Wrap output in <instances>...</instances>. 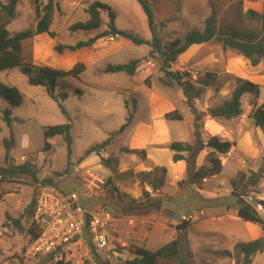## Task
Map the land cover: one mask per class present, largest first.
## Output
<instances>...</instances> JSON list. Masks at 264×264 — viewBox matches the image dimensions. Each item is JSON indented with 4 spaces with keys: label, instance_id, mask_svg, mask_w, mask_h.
I'll list each match as a JSON object with an SVG mask.
<instances>
[{
    "label": "rangeland",
    "instance_id": "obj_1",
    "mask_svg": "<svg viewBox=\"0 0 264 264\" xmlns=\"http://www.w3.org/2000/svg\"><path fill=\"white\" fill-rule=\"evenodd\" d=\"M147 1L164 45L193 30H203L213 10L218 29H232L241 34L259 30L260 23L249 12L261 14L264 8V0ZM6 2L0 0V4ZM95 2L106 3L113 9L118 29L148 41L152 39L146 15L137 0H62L55 8L51 26L58 37L52 40L48 35H40L24 41L22 56L25 64L62 71H69L78 63L85 64L87 69L80 79L57 80L55 95L60 97L65 92L68 98L58 104L44 86L31 85L20 68L0 73V83L18 88L24 96L23 104L12 108L13 122L9 126L3 114L9 104L0 95V166L7 154L4 141L13 134L10 164L27 165L38 179L37 184L31 177L0 183V264H98V259L102 264H125L134 258L136 248L155 251L174 239L179 240L181 255L189 264H235V246L262 236L261 226L256 224L258 229L255 224L244 222L238 216V208L240 198L246 196L264 202V175L255 183L251 174L260 172L264 159V129L256 127L252 118L264 103V59L252 66L249 60L216 41L192 46L172 64L170 71L184 74L185 80L202 91L194 100V114L181 87L162 84L160 56H150L148 46H137L124 38H102L92 48L65 51L62 55L55 51L58 44L75 45L107 30L109 18L103 13L98 31H69L72 25L88 20L86 9ZM42 3L45 5L47 0ZM36 23L33 1L19 0L17 16L8 30L14 35ZM136 59L141 63L134 76L104 72L110 64H127ZM74 61L77 62L73 64ZM207 74L213 80L204 87L201 82L207 80ZM238 79L258 85L259 98L245 95L242 114L235 119L216 116L213 111L231 98ZM175 107L186 120H165L166 113ZM130 113L134 114L130 126L146 124L160 131L163 123L168 122L169 129L157 140L155 134L147 132L132 135V130L128 131L130 126L120 133ZM195 122L203 143L213 136L233 143L228 154L218 155L223 164L221 174L199 185L191 183L186 161L181 167L169 169L173 155L169 145L175 141L194 144ZM64 124L72 125L73 154L69 166L67 147L61 137L49 140L52 148L44 152V129ZM24 135L29 137L27 148L20 146ZM110 136L111 143L105 150L85 158L90 148ZM123 148L131 153L122 152ZM209 154L210 150L205 149L194 157L196 168L210 165ZM102 158L117 159V171L104 167ZM165 167L167 173L160 170ZM48 179L62 191L78 192L84 206L112 213L115 219L111 228L112 247L93 250L86 233L52 256H26L32 242L33 208L28 207ZM161 179L163 185L154 191L151 183ZM145 192L150 198L144 196ZM184 221L190 226L180 230L178 226ZM189 253L192 258H188ZM160 264L170 262L162 260ZM252 264H264V253L257 254Z\"/></svg>",
    "mask_w": 264,
    "mask_h": 264
},
{
    "label": "trees",
    "instance_id": "obj_2",
    "mask_svg": "<svg viewBox=\"0 0 264 264\" xmlns=\"http://www.w3.org/2000/svg\"><path fill=\"white\" fill-rule=\"evenodd\" d=\"M35 6L37 23L31 29L22 31L20 33L12 35L8 30V26L17 16V7L19 0H7L6 3L0 4V73L10 71L16 68H20L21 72L29 78V83L34 86H44L49 96L55 100L58 104L68 98L67 93H62L60 97L55 95V88L58 79L74 78L80 79V76L86 71V66L83 63L76 64L69 71L57 70L44 66H34L25 64L23 61V42L32 39L42 34H47L52 40L58 37V34L51 31L53 14L55 8L62 0H47V3L43 5L42 0H32ZM142 7L149 26V30L152 34L150 41L134 35L133 33L122 31L116 26V13L106 3L95 2L91 4L86 12L88 14V20L85 23H77L70 27L69 31L75 33L78 31L91 32L98 31L103 24L102 14L107 13L109 23L107 30L103 33L97 34L95 37L85 41L78 42L75 45H63L58 44L55 47V51L62 55L65 51L77 52L84 48H92L96 42L102 38L119 39L124 38L130 40L137 46H148L151 48L150 56L158 54L161 59L160 71L164 74L161 82L164 86L172 87L174 84L178 85L182 89L183 96L186 100L187 106L195 114L194 100L201 96V90L197 89L190 81L185 80L184 74L179 72H172L170 68L172 64L176 63L178 58L187 52L192 46L202 45L210 42H219L224 49H230L249 60L252 66L259 65L260 61L264 59V8L261 14L249 12L252 19L257 20L260 23L259 30H254L249 33L241 34L232 29H218L216 12L213 10L211 15L205 21V27L203 30H193L187 33L183 38H177L168 44L164 45L161 37L158 33V24L153 13V10L149 6L147 0H137ZM161 26H164L161 24ZM141 63V60L136 59L127 64L108 65L104 72L107 74H119L125 73L129 76H134ZM207 80L201 82L202 86L207 87L210 85V81L213 80L211 75H206ZM238 86L232 93L229 100L225 101L222 106L213 111V114L225 119L232 120L239 117L242 114V98L245 95H253L255 98L260 96V87L250 81L238 79ZM0 95L8 102L9 108L4 111V120L11 126L13 120L12 108L20 107L23 104L24 96L20 90L16 87H8L0 83ZM254 124L260 129H264V103L261 107L256 109L252 116ZM134 114L130 113L127 122L121 127L120 133H124L125 130L132 124ZM197 119V117H196ZM165 120L169 122H181L183 121V115L178 111H172L165 115ZM72 125H55L49 126L44 129V152L51 150L52 145L49 140L56 137H61L67 147L68 154V166L71 164L72 159V146L73 138L71 135ZM194 139L195 143H183L172 142L169 145V150L173 153L172 160L174 163L186 161L188 163V176L191 183L199 185L207 178L218 176L221 174L223 164L218 155L228 154L233 143L228 140H223L218 136L211 137L206 143H203L199 134V125L197 122L194 124ZM112 136H110L105 142L100 145L90 148L85 153V158L89 157L93 153H99L105 150L110 145ZM14 146V136L11 135L10 140L4 141V147L7 150L5 156L4 165L0 166V183L2 180H10L16 177H31L34 184L38 183L36 173L30 169L27 165L15 166L10 164L11 158L9 155L10 150ZM209 149L210 154L208 158L209 166L196 168L193 161L194 157L201 151ZM122 152L131 153L127 148H123ZM145 155V152H142ZM185 154H189L188 158ZM101 164L112 171H117L119 162L115 158H102ZM163 173H167L166 168L160 169ZM252 178L255 179V183L264 175V159L263 166L260 172L252 171ZM164 180L161 179L158 183L152 182V188L154 191L160 189ZM45 184L53 186V181L48 179ZM233 188H236L235 183L232 182ZM144 196L150 198L149 193H144ZM236 198H240L235 194ZM258 202V201H257ZM264 209V202L259 201ZM35 198L28 207V210L33 208L34 213ZM238 216L247 223L257 224L261 226L262 237L256 240L239 243L235 246V264H252L253 259L257 254L264 253V217L261 212L254 209L250 204L240 198ZM33 217V214H32ZM7 218L11 220V217L7 215ZM32 221V218H31ZM18 223V222H17ZM190 226L188 222H183V225L178 226L180 230H185ZM30 233L32 235V241L36 239L37 234L32 227ZM90 242L91 238L88 235ZM91 245H93L91 243ZM94 246V245H93ZM92 246V247H93ZM180 242L177 239L172 240L168 244L158 248L155 251L148 250L146 248H136L134 252V258L127 260L125 264H160L162 260H168L170 264H189L185 260L180 252ZM95 246L93 247V250ZM60 248L55 252L49 254L54 255L61 252ZM96 252V251H95ZM93 253L96 256V253ZM227 256H231L229 252L225 253ZM47 255V256H49ZM192 253L188 254V258H192ZM98 264H102L98 259ZM109 264V263H105Z\"/></svg>",
    "mask_w": 264,
    "mask_h": 264
},
{
    "label": "built area",
    "instance_id": "obj_3",
    "mask_svg": "<svg viewBox=\"0 0 264 264\" xmlns=\"http://www.w3.org/2000/svg\"><path fill=\"white\" fill-rule=\"evenodd\" d=\"M262 207V206H261ZM264 217L263 207L258 210ZM32 227L37 234L27 250V257L47 256L77 242L88 234L98 250L112 247V213L104 208L83 205L81 195L55 186H40L35 196Z\"/></svg>",
    "mask_w": 264,
    "mask_h": 264
},
{
    "label": "crops",
    "instance_id": "obj_4",
    "mask_svg": "<svg viewBox=\"0 0 264 264\" xmlns=\"http://www.w3.org/2000/svg\"><path fill=\"white\" fill-rule=\"evenodd\" d=\"M42 35H47V34H42ZM80 51V50H79ZM77 61H74L73 62V64H75ZM107 67V66H106ZM81 79H83V76L81 77ZM173 111H175V110H178V109H176V107L175 108H173L172 109ZM179 111V110H178ZM170 112H172V111H170ZM170 112H168V113H170ZM167 114V113H166ZM183 118H184V120H186V116H183ZM151 126H149V125H146V124H144V126L143 127H141V126H138V125H135L134 123H133V126H130L129 128H128V131L129 130H132V135H140V133H142V132H147V133H149V134H155V136H157L155 139L157 140V138H158V136H163V135H165V133L167 132V130L169 129V124H168V122H165V123H163V125H162V129H160V131H161V133H159L160 131H157L158 129H155V128H153V127H151ZM168 128V129H167ZM158 142H160V139H158ZM157 151H164V150H161V149H156ZM151 159H153V157L152 156H149ZM172 157H173V155H172ZM154 162H156V161H154ZM1 163V162H0ZM157 163V162H156ZM183 164H184V162L183 161H181V162H178V163H174L173 162V160H171L170 161V167H169V169L171 168V169H174V167H176V166H183ZM161 166V165H160ZM166 168V167H165ZM264 200V199H263ZM190 211L188 210L187 211V213H189ZM114 225V224H113ZM113 227V226H112ZM255 227H257V225L255 226ZM258 228V227H257ZM259 229V228H258ZM258 229H255L256 231L258 230ZM261 233H262V230H261ZM261 235V234H260ZM260 237H262V236H260ZM260 237H258V238H260ZM258 238H256V239H258ZM256 239H254V240H256ZM166 245V244H165ZM164 246V245H163Z\"/></svg>",
    "mask_w": 264,
    "mask_h": 264
},
{
    "label": "water",
    "instance_id": "obj_5",
    "mask_svg": "<svg viewBox=\"0 0 264 264\" xmlns=\"http://www.w3.org/2000/svg\"><path fill=\"white\" fill-rule=\"evenodd\" d=\"M217 116V115H216ZM235 196V194H233ZM244 201L247 202L248 204H250L254 209L256 210H260L262 207L260 204H258V202L254 199H252L251 197H243ZM264 242V239H263Z\"/></svg>",
    "mask_w": 264,
    "mask_h": 264
},
{
    "label": "clouds",
    "instance_id": "obj_6",
    "mask_svg": "<svg viewBox=\"0 0 264 264\" xmlns=\"http://www.w3.org/2000/svg\"><path fill=\"white\" fill-rule=\"evenodd\" d=\"M20 146L22 148H27L29 146V137L27 135H24L22 138H21V141H20Z\"/></svg>",
    "mask_w": 264,
    "mask_h": 264
}]
</instances>
